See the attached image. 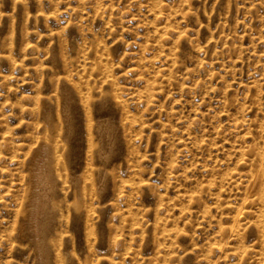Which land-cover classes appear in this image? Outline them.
Instances as JSON below:
<instances>
[{"label":"rangeland","instance_id":"obj_1","mask_svg":"<svg viewBox=\"0 0 264 264\" xmlns=\"http://www.w3.org/2000/svg\"><path fill=\"white\" fill-rule=\"evenodd\" d=\"M0 264H264V0H0Z\"/></svg>","mask_w":264,"mask_h":264},{"label":"bare ground","instance_id":"obj_2","mask_svg":"<svg viewBox=\"0 0 264 264\" xmlns=\"http://www.w3.org/2000/svg\"><path fill=\"white\" fill-rule=\"evenodd\" d=\"M36 153H37V155L35 157V164L33 162L36 170H34V168H32L34 171H33V175H31L32 177H30V178H32V185H30V186H32L33 191L31 190L32 196L28 201V207H29L28 211L32 215V219L34 221L36 230H38L36 232L38 242H41L40 241L41 240L40 239V232H39L41 222L43 221L45 214L49 211H50V213L53 212L51 210L54 209V206L52 204L53 202L51 203L49 201L47 193L50 190V187H52V185L54 183V180H55L54 179L55 178L54 173L55 172L53 173V170H52V168H53L52 167L53 155L51 152L50 145H47V144L42 145L41 148ZM32 169H31V171H32ZM77 188H78V186H77ZM31 191H30V194H31ZM77 193H76V195H77ZM46 220H47V218H46ZM42 237H43V235H42ZM39 245H41V244H39Z\"/></svg>","mask_w":264,"mask_h":264}]
</instances>
